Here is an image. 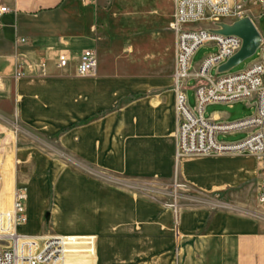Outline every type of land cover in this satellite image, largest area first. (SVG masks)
Returning <instances> with one entry per match:
<instances>
[{"label": "crops", "instance_id": "0c3cea01", "mask_svg": "<svg viewBox=\"0 0 264 264\" xmlns=\"http://www.w3.org/2000/svg\"><path fill=\"white\" fill-rule=\"evenodd\" d=\"M145 6L164 19L140 20ZM3 7L10 12H0V150L22 167L73 169L72 176L57 173L52 211L72 264H264V214L212 205L225 196L246 209L257 206V159L241 153L176 160L173 82L162 87L159 77L161 25L170 24L174 0H0ZM86 49L97 53L98 65L80 76ZM61 55L70 60L63 68ZM144 63L156 77L145 78ZM209 118L227 122L230 115ZM60 152L73 163L52 155ZM87 167L107 177L76 171ZM176 177L196 193L190 200H202L178 220L126 185H169ZM28 191L20 232L36 234L44 202L35 187Z\"/></svg>", "mask_w": 264, "mask_h": 264}, {"label": "built area", "instance_id": "2783aa9c", "mask_svg": "<svg viewBox=\"0 0 264 264\" xmlns=\"http://www.w3.org/2000/svg\"><path fill=\"white\" fill-rule=\"evenodd\" d=\"M175 10L169 28L176 38L173 92L175 94L176 160L190 156L248 153L259 164L262 183L258 201L264 206V44L258 59L236 73L211 72L226 63L242 46L237 36L213 33L217 23H233L249 17L253 22L264 17V0H174ZM1 13L10 12L6 7ZM24 42L25 40H21ZM205 44L217 47V53L207 56L193 69L197 50ZM258 52V51H257ZM70 63L61 55L58 67ZM98 65L94 50H84L78 59L80 76L93 74ZM45 64H42L44 67ZM19 77L25 72L17 73ZM195 81L196 107L189 104V82ZM246 102L255 107L254 115L233 122H221L205 117L206 106ZM250 130L251 134L237 142L219 141L220 134L233 135ZM26 192L16 188L12 208L0 212V264H67L66 236L39 237L24 234L19 227L26 223Z\"/></svg>", "mask_w": 264, "mask_h": 264}, {"label": "rangeland", "instance_id": "374dc122", "mask_svg": "<svg viewBox=\"0 0 264 264\" xmlns=\"http://www.w3.org/2000/svg\"><path fill=\"white\" fill-rule=\"evenodd\" d=\"M153 8V6H152ZM149 8L146 6L141 9L140 20L142 21L146 19L155 18L157 19H164L163 14L160 16L158 13L154 15L153 13L149 12ZM170 16L167 18L168 23L170 22ZM254 22H258V26L262 33L264 34V17L260 18L259 20L254 19ZM146 25L141 27L144 29ZM174 42L175 38L170 31L169 24L163 23L161 25V57H160V83L161 86H168L171 87L173 82V70L175 66L174 62ZM261 50L251 58L245 60L238 66L234 67L230 70V73H236L245 69L248 65L252 62L256 61L260 55ZM217 53V47L213 44H205L200 47L193 59V69H196L200 63L209 55H214ZM138 65L141 66L143 63V59L140 55H138ZM145 64V63H144ZM146 65V64H145ZM148 65H146V71L144 72L145 78L149 77H156V71H148ZM152 69V68H151ZM141 75V74H139ZM213 77H217L216 70L213 69L211 72ZM195 81L189 82V89H188V97H189V104L191 107H196V99H195ZM173 90V87H172ZM219 111L225 114L230 115V120L227 122L238 121L247 117L254 115L255 107L248 106L246 102H237L233 104L231 107L229 104H222V105H215V106H207L204 111L205 117H211L213 112ZM16 133L19 134L20 128L14 130ZM251 134L250 130H245L241 132H237L234 135H224L220 134L218 136L219 141L225 142H237L245 139ZM54 149L57 147L52 144L51 145ZM57 158L65 159L68 161L69 164H72L73 157L71 154L66 152H60V154L52 153ZM14 156H9V154L2 152L0 150V212L7 211L12 208V203L14 199V191L16 188H23L26 192V200L25 206L30 202L28 199V190L30 186L35 187L36 189V200L40 203L44 202L40 213L38 214V221L40 224L41 232L31 235H37L39 237H49L52 235H60L57 234L54 230V223H53V208L56 202V184L57 181V173L60 172V177L63 174H68V176H72L73 169H65V170H57V169H35V168H28L22 167V164L17 162ZM5 166L8 168L6 169ZM4 167V168H3ZM76 171L86 172L87 175L92 177H96L97 179L103 180L107 175L103 172V170L96 169V168H88L85 170L76 169ZM32 182L29 183V181ZM127 183V182H126ZM128 186L129 192H140L144 194V198L146 203L160 206L165 209H170L173 211L175 219L178 220L180 211L183 208L189 207L190 205L194 204L197 205L201 203V199H193L190 200L188 198L190 194H196L191 189H188L186 185L182 182L178 181L176 177L171 184H166L164 182H160L154 179H146L143 182L139 181L138 183L128 182L126 184ZM225 197V196H224ZM222 200L212 202L215 208H223L227 210H234L239 212H246L250 213L253 211V214H264V206H262L259 201L257 200V206L255 208L247 207L244 208L239 205L236 201L226 198ZM28 199V200H27ZM44 200V201H43ZM31 202L32 199H31ZM35 204V202H33ZM263 218V217H261ZM21 227V226H20ZM19 227V230H20ZM68 250V247H67ZM67 264H72L70 260V256H68Z\"/></svg>", "mask_w": 264, "mask_h": 264}, {"label": "water", "instance_id": "95a60500", "mask_svg": "<svg viewBox=\"0 0 264 264\" xmlns=\"http://www.w3.org/2000/svg\"><path fill=\"white\" fill-rule=\"evenodd\" d=\"M218 29L211 30L213 33L224 36H237L242 39L240 50L226 63L220 65L216 73L223 74L238 66L245 60L253 57L263 45V37L255 23L249 18L237 20L233 23H217Z\"/></svg>", "mask_w": 264, "mask_h": 264}, {"label": "bare ground", "instance_id": "6f19581e", "mask_svg": "<svg viewBox=\"0 0 264 264\" xmlns=\"http://www.w3.org/2000/svg\"><path fill=\"white\" fill-rule=\"evenodd\" d=\"M65 240H66V238H65ZM66 244H67V240H66ZM66 248H67V246H66ZM67 259H68V256H67Z\"/></svg>", "mask_w": 264, "mask_h": 264}]
</instances>
